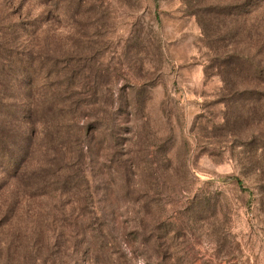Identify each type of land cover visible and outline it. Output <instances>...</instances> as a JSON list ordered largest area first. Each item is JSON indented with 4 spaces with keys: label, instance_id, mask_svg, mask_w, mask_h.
<instances>
[{
    "label": "rangeland",
    "instance_id": "rangeland-1",
    "mask_svg": "<svg viewBox=\"0 0 264 264\" xmlns=\"http://www.w3.org/2000/svg\"><path fill=\"white\" fill-rule=\"evenodd\" d=\"M6 52L82 105L67 172L58 136L38 138L20 176L0 166V260L44 246L103 264L85 225L70 236L93 215L125 264L173 246L181 264H264V0H0ZM22 76L0 67V98Z\"/></svg>",
    "mask_w": 264,
    "mask_h": 264
},
{
    "label": "trees",
    "instance_id": "trees-1",
    "mask_svg": "<svg viewBox=\"0 0 264 264\" xmlns=\"http://www.w3.org/2000/svg\"><path fill=\"white\" fill-rule=\"evenodd\" d=\"M0 58L2 59V61H0V67L3 72L7 73L8 77L10 75L13 76L16 73H22V78L25 76L23 82L26 81L25 84L21 82L19 86L4 87L3 93L1 94L0 166L4 168L8 174L13 175V177L20 176L24 166L36 152V142L38 141V138L44 135L50 140L58 136L60 143L67 145H63L62 148L65 151L69 148L70 150L68 152L73 155L68 158L67 155L65 156V154L58 153L55 148L57 154L61 156V161L66 164L64 169L67 172L69 167L66 166H71L68 161L72 160L76 155L78 158V154L74 149H71L72 146H70V144L79 141V138H75L79 132L71 135L72 133L69 123L71 120L73 121L72 117L79 113L80 106L82 105L80 103L81 100H73V92H70L71 90L69 88L71 85L66 84V82H58L59 84L57 85L52 84L45 87L37 86L36 81L41 79V71L35 70L34 67L37 62L32 58L25 62V60L22 61L19 59V56L12 57L10 52H6V54L3 53V55L0 54ZM1 62L4 65L9 63L8 65H10V68H15L6 71V66L1 65ZM60 65L59 62L55 65V72H58L59 76L63 72ZM58 85H66L67 87H64V90H60ZM34 90L42 92L40 104H33L29 100ZM14 97L16 98L14 99ZM67 179L68 180L64 183V185H67V188L63 187L62 189H65L70 193L79 194L77 192H80L82 186L81 183L72 182L69 177ZM3 188L0 180V191H2ZM72 218L74 226L70 234L72 239L77 240L79 238L80 232L76 229H81L83 225H85V228H83L84 233L85 231H91L92 233L90 236L91 240L87 241L88 244L94 248H91V255H94L95 257H97L96 254L100 255L103 258V264H125L119 261L121 258L116 255V250L113 248L110 241H108V236L103 234L104 230L102 228L105 223L100 225L96 220L97 218L93 215H90V217L87 215H81L75 219L74 217ZM160 226L161 225L157 228L159 231L162 228H160ZM95 227L97 228L94 229ZM159 233L160 232L156 230H152L151 234L153 235L150 239L147 238L146 241L153 242L154 239L166 238L169 235V233H166L163 237L159 236ZM71 248L73 247L66 246L65 244L63 246L64 250L62 253L67 259L70 257L69 251ZM2 250L3 249H0V252ZM17 253H8V260L6 262L0 260V264H67L65 260H60V262L57 263L55 260V254L44 246L37 249H29V252L26 254V262H22L20 259L13 260ZM62 253L59 252V254H56L59 255V259ZM156 259H158L157 261H159V259L162 260V262H158L157 264H181L180 253L174 249V246L173 248L168 247L161 249L156 256Z\"/></svg>",
    "mask_w": 264,
    "mask_h": 264
}]
</instances>
